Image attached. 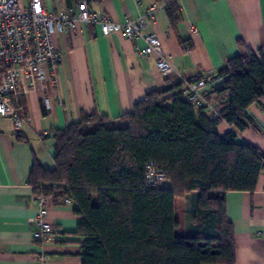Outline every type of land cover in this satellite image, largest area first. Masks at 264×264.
Listing matches in <instances>:
<instances>
[{
	"label": "crops",
	"instance_id": "crops-1",
	"mask_svg": "<svg viewBox=\"0 0 264 264\" xmlns=\"http://www.w3.org/2000/svg\"><path fill=\"white\" fill-rule=\"evenodd\" d=\"M53 14L75 13L81 0H43ZM95 13L124 24L146 18L145 35L158 34L165 58L172 65L166 75L156 68L157 55L140 58L142 38L122 33L104 36L99 27L81 24L70 34H56L54 43L62 56L57 84L32 86L22 79L21 100L14 104L27 121L17 132L10 118H0V264H82L86 238L77 234L82 217L74 205L50 198L47 222L57 231L56 241L41 245L34 240L38 208L29 178L35 161L54 170L52 136L79 123L84 116L99 115L119 120L131 114L148 94L171 90L163 99L176 96L181 86L198 77L212 81L210 108L214 118L228 105L229 93L219 92L224 79L212 80L242 46L257 53L264 48V0H103L91 2ZM155 6V22L147 16ZM179 9L180 21L172 26L168 9ZM191 27L197 28L192 34ZM43 98L51 100L45 110ZM248 128L240 132L221 122L224 137L250 144L264 153V97L247 111ZM188 199V198H187ZM185 200L184 234L193 225ZM227 218L235 232V264H264V171L254 193H230ZM191 209V208H190ZM45 260V261H44Z\"/></svg>",
	"mask_w": 264,
	"mask_h": 264
},
{
	"label": "trees",
	"instance_id": "trees-1",
	"mask_svg": "<svg viewBox=\"0 0 264 264\" xmlns=\"http://www.w3.org/2000/svg\"><path fill=\"white\" fill-rule=\"evenodd\" d=\"M102 2L103 0H89ZM172 26L179 9L170 7ZM228 105L210 118L171 90L155 91L119 120L84 116L57 130L54 170L35 161L29 178L35 197H71L86 238L82 264H235V232L227 218L230 193H254L264 153L219 134L221 122L245 131L246 111L264 97V48L242 46L218 73ZM154 162L171 185L147 189ZM193 225L184 234L185 200Z\"/></svg>",
	"mask_w": 264,
	"mask_h": 264
},
{
	"label": "built area",
	"instance_id": "built-area-1",
	"mask_svg": "<svg viewBox=\"0 0 264 264\" xmlns=\"http://www.w3.org/2000/svg\"><path fill=\"white\" fill-rule=\"evenodd\" d=\"M156 10L152 6L148 12L147 17L152 22H155ZM81 24L99 27L104 36L122 33L130 39L142 38L145 47L137 48L138 56L143 59L157 55L159 73L166 75L172 71V65L164 56L160 36L143 33L147 24L144 17L120 24L104 13L93 12L88 0H81L75 13L60 14L49 12L43 0H0V118H10L17 132H21L27 121L14 106L21 100L20 81L25 79L32 86H42L48 81L57 84L62 56L56 49L54 36L73 33ZM190 31L196 34L197 28L191 27ZM211 82L195 77L184 83L178 94L193 104L196 110H206L210 108ZM43 107L49 110L51 100L43 98ZM145 182L150 190L169 186L165 171L154 162L145 166ZM64 201L74 205L71 197H66ZM35 205L38 213L34 240L41 245L55 242L57 231L47 222L48 208L43 196L35 198Z\"/></svg>",
	"mask_w": 264,
	"mask_h": 264
},
{
	"label": "rangeland",
	"instance_id": "rangeland-1",
	"mask_svg": "<svg viewBox=\"0 0 264 264\" xmlns=\"http://www.w3.org/2000/svg\"><path fill=\"white\" fill-rule=\"evenodd\" d=\"M169 185H171V182H170V181H169ZM187 200H188L189 205H190L189 210H191V209H190V208H191V197L189 196Z\"/></svg>",
	"mask_w": 264,
	"mask_h": 264
},
{
	"label": "water",
	"instance_id": "water-1",
	"mask_svg": "<svg viewBox=\"0 0 264 264\" xmlns=\"http://www.w3.org/2000/svg\"><path fill=\"white\" fill-rule=\"evenodd\" d=\"M218 78H219L218 75H216V76H214V78H212V80H216Z\"/></svg>",
	"mask_w": 264,
	"mask_h": 264
}]
</instances>
